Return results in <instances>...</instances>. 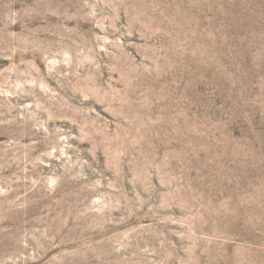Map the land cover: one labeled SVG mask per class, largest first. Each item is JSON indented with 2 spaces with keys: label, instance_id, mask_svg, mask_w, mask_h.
<instances>
[{
  "label": "rangeland",
  "instance_id": "obj_1",
  "mask_svg": "<svg viewBox=\"0 0 264 264\" xmlns=\"http://www.w3.org/2000/svg\"><path fill=\"white\" fill-rule=\"evenodd\" d=\"M0 264H264V0H0Z\"/></svg>",
  "mask_w": 264,
  "mask_h": 264
}]
</instances>
